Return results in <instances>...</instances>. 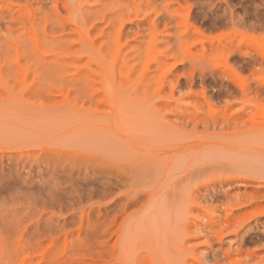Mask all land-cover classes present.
<instances>
[{
	"label": "rangeland",
	"instance_id": "rangeland-1",
	"mask_svg": "<svg viewBox=\"0 0 264 264\" xmlns=\"http://www.w3.org/2000/svg\"><path fill=\"white\" fill-rule=\"evenodd\" d=\"M0 264H264V0H0Z\"/></svg>",
	"mask_w": 264,
	"mask_h": 264
}]
</instances>
